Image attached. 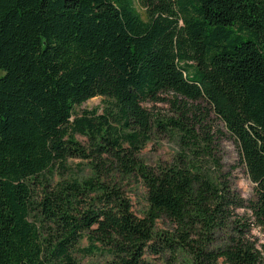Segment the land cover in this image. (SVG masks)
<instances>
[{
  "label": "trees",
  "instance_id": "obj_1",
  "mask_svg": "<svg viewBox=\"0 0 264 264\" xmlns=\"http://www.w3.org/2000/svg\"><path fill=\"white\" fill-rule=\"evenodd\" d=\"M165 93L179 120L144 108ZM96 97L105 115L76 113ZM203 109L235 140L253 200L198 150L158 169L138 158L153 122L193 145ZM72 159H94L95 176L65 179ZM116 174L146 188L143 216ZM240 209L264 232V0H0V264H79L84 240L104 264H263Z\"/></svg>",
  "mask_w": 264,
  "mask_h": 264
},
{
  "label": "rangeland",
  "instance_id": "obj_2",
  "mask_svg": "<svg viewBox=\"0 0 264 264\" xmlns=\"http://www.w3.org/2000/svg\"><path fill=\"white\" fill-rule=\"evenodd\" d=\"M138 6V10L144 18H146V11ZM160 101H149L143 103L146 108L154 117V121L161 120L165 123L169 119L179 120L180 112L175 105V97L172 93L162 94ZM178 104L184 106L188 104L193 105L191 101H185L178 97ZM187 102V103H185ZM108 100L102 97H96L86 102L81 107L76 108V113L81 117L85 111L97 112L96 116L105 115V111L108 108ZM198 104V103H195ZM205 109L206 104H201ZM203 109L202 114H198L200 118L205 116L204 128H197V141L192 140L193 145L190 144V139L173 128L168 126L167 130L159 128L156 122H153V129L150 134V139L145 144V147L140 150L138 158L141 159L146 165L158 169L161 166H170L174 164L182 154L191 155V150H187L189 147L192 150H198L196 154L199 157V162L203 165L204 170L211 175L214 179L226 181L230 184L232 190L241 196L244 200L250 201L255 198L254 184L250 181L246 167L241 162L239 149L235 140L229 135L225 129L223 123L213 112H207ZM191 126V124H189ZM127 132L131 133L130 130ZM77 141L87 148L90 147V142L87 137L81 135L75 136ZM209 149L205 151L206 146ZM128 145L126 144V147ZM197 148V149H196ZM90 152V150H89ZM206 153L203 154V153ZM94 159L82 160L72 159L68 162L70 167L69 172L65 176V179H77L83 181L95 176L94 167L92 162ZM59 172H55L53 183L56 184L60 180ZM110 181L118 188L122 190L124 196L132 202L134 213L141 217L147 211L148 204L146 201L147 190L143 186L140 180L135 177H124L116 174L114 177L106 178V181ZM236 217L241 222H247L251 226V230L246 234V239L256 246V249L260 251L263 257L264 264V232L256 227L254 220L251 218V213L246 209H240L236 211ZM160 232L169 234L174 233V228L168 221H160L158 224ZM88 242L84 240L79 244L77 250L74 252L75 258L79 264H104L107 260L105 257H85L80 253V249L86 248ZM168 259V258H167ZM156 264H167L165 261H153ZM169 264H187L186 260H180L178 262H169ZM220 264H224L220 261Z\"/></svg>",
  "mask_w": 264,
  "mask_h": 264
}]
</instances>
